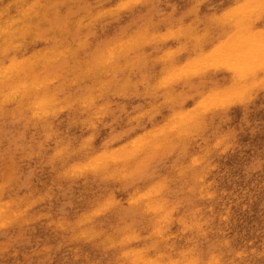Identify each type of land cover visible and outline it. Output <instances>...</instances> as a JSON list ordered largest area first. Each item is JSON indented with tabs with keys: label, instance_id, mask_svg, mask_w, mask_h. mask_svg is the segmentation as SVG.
Wrapping results in <instances>:
<instances>
[{
	"label": "rangeland",
	"instance_id": "1",
	"mask_svg": "<svg viewBox=\"0 0 264 264\" xmlns=\"http://www.w3.org/2000/svg\"><path fill=\"white\" fill-rule=\"evenodd\" d=\"M17 1L18 0H0V6L4 7L13 2L16 3ZM125 1L126 0H41V1L34 0V3L39 5L38 6V11L40 13L39 16L42 18V21H43V26L41 30H43L44 33L41 36L42 33L38 31V34H39L38 37L39 36H41L42 38L43 36L47 37L48 41L42 42V40L38 39V42L34 41L28 50H23L21 51L20 54H24L25 56H27L28 54L34 52V53H37L36 56L38 58L41 55L42 58H39V59L37 58L38 60L40 59L45 60L49 57V55L55 56L57 53L59 54L61 62L56 61V59L53 60L52 62L48 64L49 66L47 68L42 69L39 75L42 76L44 79L47 78L48 80H52L53 78L52 82L50 81V89H52V100H54L53 101L54 103H57L59 106H64L65 108L62 107V110H60L58 113L55 114L53 118V123L56 127H54L49 139L48 138L46 139L48 141L44 140L43 141L44 143L42 142L40 145L37 144L38 143V139H36L37 137H32L35 139V140H32V138L30 137V134L22 131V127H20L19 121H16L13 118H2V117L0 118V147H1L0 148V165H1L0 171L2 170L0 172V176H1L0 182L3 185V188H2L3 189L2 191L3 199L4 201L6 200L11 201V200H19V198L20 199L25 198L27 200L26 201L27 205L28 203L30 205V206L28 205V207H30L28 208L29 210L28 213L30 214L31 218H36V220L31 223H27V224L22 223L20 226L19 224H12V225L10 224L8 225V227L4 226L3 228L2 227L0 228V246L4 245L0 247V264H92V262L93 264H116L113 262H115V260L118 258L119 254L122 253V251L123 252L128 251L129 249L137 250L140 248H141L140 250H145V248L154 249V250L152 249L149 250L150 251L149 255L153 257L157 253L159 254L161 251H163V249L166 247V243H163V245L161 244L163 248L161 246L158 248L159 244L157 243V238L153 237L152 235V231L154 230L152 226L155 223L153 222V218L155 217L148 213L146 214V212L140 211L138 207L136 208L133 206H129L128 205L129 198L135 195L136 193L145 190L151 185L154 186L158 184L162 187V193L157 200L167 201V205L170 209L178 210V212L182 214H187V212H189V210L194 207L198 206V207L205 208L209 204V201L207 202V201L199 200L197 199V196H196V193L199 192V189L201 188V184L198 182L199 184L197 183V185H195L194 179L198 180L199 177H203V176H205L207 182L209 181L213 184V188L216 192V196L214 200L210 202V204H212L215 207L214 211L216 213V214L214 213L215 215L213 214L214 220L210 227L211 229L210 234L203 239L201 238L194 239L192 235H190L191 237H188L189 236L188 234H190L188 232L186 235H182L180 233V229H178L179 227L177 225H173L170 227V230L167 231V236L172 238L171 241L167 243L169 245L175 243L174 246L176 248L178 247L177 249L180 248L179 247L180 244H181L180 245L181 247L189 246L191 248L193 245H195L193 244L195 240H197L196 242L197 245H195V247L199 249L200 251L204 252L205 254H207L208 252H210V250L213 249V247H216L218 245L217 243L220 242L221 236H223L224 234L225 238H227L228 241H230L232 250H238V249L246 250V256L240 260V264H264V253L262 252L264 250V87H263L264 78L262 77V74L264 73V67L257 71V76H256V80H258L257 82H259V84L263 83V85H259L257 83L258 88L256 87V85L251 86V89H249V91L251 90L252 94L246 93L244 97H247V99L243 98V99H246L245 102L243 99L241 100V104H240V100H236L235 101L236 103L231 100L232 102L228 101L226 106L224 105L216 111L211 110L208 112H204L202 114H199V116L201 115L199 118L193 119L192 121L193 127H190V129L194 127L196 129L194 128L195 130L193 129L192 134H190L192 136L187 137L188 143H189L188 145L190 147L182 146L183 148L182 149L180 148L181 150L175 147L172 149L174 151L171 150L169 151V153H166V150L164 148V149L158 150V152L154 151L152 154L148 155L149 157L147 155H142V156L139 155L136 157V160L134 159L137 162H133L132 164L133 167L130 169L132 171H130L129 173L130 175H127V177L123 179L102 180L100 177H96L97 176L96 174H92V173L82 174V175H77V174L65 175L63 173L64 169L62 168V166L60 168V163L59 162L56 163L57 161L56 159L50 162L49 158H47L50 156L52 151L58 147L57 145L59 144V142H61L60 144H62L64 147L66 146L65 148H67L68 145L69 147L72 146L70 148L74 150H78V149L80 150L82 149V145L88 144L90 146L88 151L91 153L89 152H83L79 154L76 153L78 156L82 154L84 157L86 155L95 153L98 150H99L98 152H100V150L102 151L104 147H106L105 149L116 151L120 149L122 145H125L133 141L132 140L133 138L135 139L137 137L143 136L146 133L149 134L153 132L154 128L161 126L163 124L162 122L170 119L174 115V113H178L181 111H188L189 109L192 111L195 108L194 106L196 105L197 101L201 98L202 93L203 94L209 93L210 90L215 91L217 89H227L229 87V83L227 81H230L231 75L229 74L227 70L223 71V69H219V71L216 70L215 72L212 73L213 75L208 74V72L206 71L203 74L197 75L198 77H195V75H191L192 72L189 73L191 70H188L186 71L188 72L187 75H185L184 77L183 76L180 77L179 79L180 82L179 80L177 81L176 79L173 80L169 77L166 78V75L168 76L170 75L169 72H171V70L164 67V64L168 63L167 62L168 59H166L165 56L167 53H169L170 55L168 56V58L169 59L174 58L171 61L175 62L176 60H178V62L176 61L175 63L180 64L183 67L186 65V64H183L182 62L186 63L188 59L187 58L188 50L186 51V49H184L180 53H178V51L180 50V47L177 44V41L175 42L176 39L172 38V36L173 37L176 36L173 34V32L179 34L180 31L182 32L185 29V27L189 28L190 22H191L190 27L192 26V23H193V26L196 27L197 29H203V31L205 30L207 31L208 38L205 39V42H203L204 41L203 40L202 41L203 43L201 42L202 44L199 42L200 44L199 49H201V51L210 50V47L212 48L214 45L222 41L221 38L224 40L225 38L220 37V35L218 34L220 31L215 30V28L217 29V26L219 27L220 24L212 23V25H215L216 27L212 26L210 25L209 20L212 16L213 18L214 17L216 18L219 16L227 17L228 12L231 11L233 8H235L238 5V3L240 4L242 0H230V1L229 0H188V1L186 0H146L142 3L131 5L129 9H124V10L120 9L121 7L120 5ZM168 1L170 4L168 3ZM119 2L120 3L122 2V3L120 4ZM164 4H167V6ZM231 5L234 7H231ZM229 8H232V9H229ZM224 9L227 11H225ZM43 10L46 12V14H44ZM108 11H109V14L107 13ZM116 11L118 14H116ZM167 11H168V14H167ZM211 14L213 15L211 16ZM90 15L94 19L88 22L89 23L88 26L87 27L85 26L83 29L81 28L82 31L81 29H79L80 31L76 29V32L77 31L79 32L77 33L74 32V36L71 35L73 33L71 32L72 30L69 28L73 25V23L78 20L82 21L81 18L87 19L89 17L88 19H90L91 18ZM195 15H198V17ZM159 18L161 19V21ZM263 18H264V14L262 18L259 19L261 21L263 20L262 22L259 20L255 22L256 30L262 31L261 29H264V24H263L264 19ZM153 20H156V21L153 22ZM200 20H202L204 23ZM185 22L186 24H184ZM90 24H91L92 29H90L89 27ZM83 25L81 26L83 27ZM153 25L155 26V28L151 29L150 26L153 27ZM209 26H212V27H209ZM173 28L175 29L173 30ZM171 29L173 32L171 31ZM129 30L132 33L129 32ZM144 30H147L148 32L149 31L152 32V30H155L156 33L160 32L161 35L166 34V33L168 34V32L170 33L171 31L172 35L171 37L168 36V39H166V37H163L161 38V40H159L160 37L154 36V38L157 39L156 42L155 41H151L149 43L144 42L143 46L139 47L141 49H139L138 47L133 48L134 47L133 44L135 45L137 44L135 42L136 40L134 41V39H131V38L133 36H134L133 38H136L138 34L143 32ZM211 30L213 31V33ZM52 32H58L59 37L52 36V34H50ZM216 32H217L218 37H216L217 35L214 36ZM46 33L48 35L50 34L51 36L50 37H48V35L45 36ZM129 34L131 35L133 34V35L131 36ZM150 35L151 34H149L148 37L153 36V35L151 36ZM122 39L123 41H121ZM188 39H189V42H187L188 47L192 48V46L190 45V38ZM210 39H212L214 42H212V40ZM163 40H164V43H163ZM210 41L212 42V45ZM62 42H63V45L61 44ZM77 42L79 43L80 46H82L85 43L88 44L87 50L83 49L84 51L81 50V52L79 50L80 52V53L78 52L80 55L79 57L78 56L76 57V55H78L76 54L77 52L76 48L79 47V45L76 44ZM123 42H126L125 46H128V47H127V52L123 51V52H126L125 56L124 54L118 55V57L122 55L124 56L122 58L121 65H119V68H121L120 70L121 78L119 77L118 78L121 81L116 80L114 82V83H117L118 86L117 85L113 86V90L118 87H121V88L119 89V91L116 90V93L112 94L113 97L107 94L106 89L104 91L106 94L105 93L102 94L103 97L99 96L97 92L95 93L94 98H97V102L95 103V105L103 106L104 111L103 112L101 111L99 115L97 116L99 120L97 118H96L97 120L96 119L93 120V123L95 122V124H94V127L91 129L90 127H88V124L82 123L85 120L83 116L86 118L87 116H86L85 110L83 109L84 110L83 111L82 108L79 109L78 105L79 103H81L82 100L87 99L86 97H88L89 95L88 93H90L91 87L96 88L99 86L98 84L99 82L96 81L95 79H92L90 81L91 84L89 82L88 83L80 82V80L77 79L76 76L73 77L72 75L73 74L72 72L74 70L73 67L78 65L77 64L78 59L80 60L81 58L83 59L91 58L94 54L106 52L109 46H110L109 48L118 47ZM42 44L44 45L42 46ZM64 44L66 46H64ZM205 44L207 45V47ZM131 45H132V48L128 49L129 47H131ZM173 45H175L176 47ZM147 46H148V50H146ZM164 46H166V48ZM202 46H204V48ZM67 47H69V49H67L66 52H63L65 51ZM169 47L170 48L172 47V48L170 49ZM59 49H62V50H59ZM165 49L167 50L169 49L170 52ZM143 50H146L145 53ZM196 51L199 52V50L197 49L192 52H196ZM55 52L57 53L55 54ZM157 52L159 54H157ZM182 52L185 55H182ZM84 55H87V56H84ZM142 55H143V58H142ZM132 57L135 58L133 59V61H132ZM140 58L142 59L140 60ZM158 58H161V60ZM180 58L183 59L184 61L181 60ZM0 63H4L3 58H0ZM127 67H130V68H127ZM153 69H154V72H153ZM164 69L165 71L162 74ZM140 71H142V73ZM150 71L152 74L150 73ZM127 75L129 78L127 77ZM150 75L151 77H149ZM137 76L139 77V79H137ZM185 77H187L188 79H186ZM162 79L166 81H162ZM69 80L72 82H70ZM189 80L190 82L191 81L192 82L189 83ZM223 80H226L224 81V83L227 85L223 83ZM152 81H158L159 83L158 82L155 83ZM169 83L172 85H170ZM176 83L178 84V86ZM184 83L185 84L189 83V84L185 85ZM87 84H90V85H87ZM121 84H124L125 86L124 85L122 86ZM130 84L132 86H130ZM160 84L164 88H167L168 86L170 88L168 87L169 89L168 88L164 89ZM140 86L141 88H139ZM216 86L218 87L221 86V87L218 88ZM182 89H183V92H182ZM254 92H256V94ZM169 93L171 94V96H173L172 101H168V98L170 97ZM175 95H178V96H175ZM248 95H250L249 96L250 99L248 98ZM159 96L160 98L161 97L162 98L159 99ZM192 97L194 98L193 100H192ZM75 100H78V101H75ZM66 101L67 103L65 105ZM74 101L76 103H74ZM164 101H167L169 104L168 103L165 104ZM99 102H102V104ZM116 104L118 105L116 106ZM236 104L239 106H237ZM176 106L177 108L180 107L179 110L176 108ZM74 107H77L79 109L77 110L79 113L77 111L75 113H72ZM105 108L108 110H106ZM185 108H187V110ZM172 110L173 111L175 110V111L171 112ZM209 113H211L212 115ZM196 123L197 125H195ZM151 125L154 127H152ZM79 128L82 130H80ZM55 131L57 133H54ZM90 132L92 133L91 136L89 135ZM104 132H107V133H104ZM136 134L138 136H135ZM128 136L130 138H128ZM205 137L208 139H206ZM57 138H59V140ZM68 139L71 142L68 141ZM72 144H76V146ZM214 144H215V147H214ZM31 145L32 147H30ZM201 146L202 148H200ZM225 146H229L226 152L223 151L225 149ZM222 147L223 149L221 150ZM35 148L38 150H36ZM216 148L218 150H215ZM92 150L94 152H92ZM13 151L14 153H11ZM62 151L64 152V154H67L64 149ZM198 151L202 154L203 157L201 156V154L199 156ZM219 151L222 153H220ZM204 152H205V156H204ZM41 154H44V155H41ZM155 155H158V156H155ZM191 155H195V157L194 156L191 157ZM83 156L81 158L71 156V158L67 160L66 163L63 164V166L65 165L69 167L70 165L73 166L74 164H76V162L77 163L81 162V160L84 158ZM169 156L170 158H168ZM33 157H36V158H33ZM138 157L139 159L141 157L142 158L139 160ZM16 158H17V162L15 160ZM46 158L47 160L45 161ZM191 158L195 159L196 161L195 164L194 163L191 164ZM1 161L3 162V164ZM52 164L53 165L56 164V166H53ZM180 165L182 167L187 166L188 169L184 171L181 176H177L176 169L180 168L181 167ZM169 167L171 169H168ZM204 167H206L207 169ZM210 168H211V171L209 170ZM56 169L58 170V172L56 171ZM164 173L166 174V176ZM88 175L89 176L92 175V176L89 177ZM196 175H198L199 177ZM7 176L9 177V179H7L8 178ZM66 178L69 180H67ZM154 178L156 179V182H153L155 181ZM49 179L52 181H50ZM12 182L14 185L9 186V185H12L11 184ZM170 182L172 183L170 184ZM219 189L222 190L223 192H221ZM29 190L30 191L32 190L31 191L32 193ZM193 191L195 192V195ZM39 192L40 194L42 193L41 194L42 196L39 194ZM109 194L115 199L114 201L117 203V206H115L116 209L104 210V211L98 212L97 214L94 213L91 216L89 227H88V230L91 231L89 239L78 237L77 236L78 231L71 227L69 228V230L65 231L64 229L62 231L61 228L59 229V227H55L54 222L51 220V219H54L55 222L63 221L67 223L69 222V224H75L77 219L80 216L93 213L96 210L94 207L95 204L98 203L96 201H99L100 203L102 202L105 203L107 199L110 197ZM39 196H40V199L38 198ZM171 196H173V198ZM12 198H15V199H12ZM189 198L191 199L190 200L191 202L189 201ZM222 207H224L225 209H228L230 213L229 216L227 215V217L229 218L226 221H221L219 217L217 216V213ZM85 210L88 212L86 213ZM141 212L146 215L142 214ZM42 213L45 214L46 216L43 215ZM150 218L152 221L150 220ZM94 219H97V220H94ZM139 225H142V226H139ZM147 225H148V228H147ZM217 226L219 227V229ZM118 229H121V230H118ZM138 229H140L141 231ZM219 230L220 231L222 230L223 232L221 233L223 234H219L218 233L220 232ZM122 232H125V233L123 234ZM136 232L138 233V236ZM94 234H98V235L95 238H91L93 237ZM129 234L132 237H134L135 239L134 242L130 241L127 244L126 243L119 244L121 239H123L125 236L130 237ZM178 235H181V237ZM140 236L142 237V239ZM176 236H178L179 238ZM67 238H69L70 240H72L73 238L75 239H73L72 241H69ZM189 238L190 240L193 239V241H191V244H192L191 246L187 244V243H190ZM216 238H217V241H216ZM103 240L105 241V243ZM110 241L112 243H110ZM98 242H102L103 244L102 243L98 244ZM154 242H156L155 243L156 245L154 244ZM123 245H125L126 247ZM120 249L121 251H117ZM34 251H35V254H34ZM37 252L39 254H37ZM114 252L116 253L113 254ZM71 256H72V259H71Z\"/></svg>",
	"mask_w": 264,
	"mask_h": 264
},
{
	"label": "bare ground",
	"instance_id": "2",
	"mask_svg": "<svg viewBox=\"0 0 264 264\" xmlns=\"http://www.w3.org/2000/svg\"><path fill=\"white\" fill-rule=\"evenodd\" d=\"M41 1V0H39ZM146 0H126L125 2H119L120 4V9H129L131 7V5H136L137 3H142ZM188 1V0H186ZM230 1V0H229ZM15 2V1H14ZM13 2V3H14ZM81 2V1H80ZM89 2V1H88ZM95 2V1H94ZM165 2V1H164ZM4 3V2H3ZM11 3L8 4L7 6L1 7L0 6V58H3L4 63H0V118H13L16 121H19V125L20 127H22V131L26 132L28 134H30V137H37L36 139H38V145H40L44 140H46L47 138L49 139L50 135L52 134V131L54 129V127H56L53 123V118L55 116L56 113H58L60 110H62V107L65 108L64 106H59L57 103H54L52 100V89H50V81L52 82V80H48L47 78L44 79L42 76H40V72L42 71V69L47 68L50 62H52L53 60L56 59V61L61 62L59 54L57 52H55V56L52 55L43 60L39 58H42L41 55L39 56V58L36 56L37 53H30L27 56H25L24 54H20L21 51L23 50H28L29 47L31 46V44L35 41L38 42V39L47 42L48 39L47 37L43 38L41 37L44 33L43 30H41L42 26H43V21L42 18L39 16L40 13L38 11V4L34 3V0H18L16 3ZM71 3V2H69ZM169 3V1H168ZM63 4V3H62ZM67 4V3H66ZM115 4V3H114ZM112 4V5H114ZM170 4V3H169ZM64 5V4H63ZM167 6V4H164ZM162 5V6H164ZM235 5V3H234ZM237 5V3H236ZM43 6V5H42ZM58 6V4H57ZM71 6V4H70ZM161 6V7H162ZM115 7V6H114ZM231 7H234L231 5ZM72 8V7H71ZM110 8V7H108ZM107 8V9H108ZM113 8V7H112ZM48 9V8H47ZM59 9V8H58ZM114 9V8H113ZM118 9V7H117ZM228 9V8H227ZM232 9V8H229ZM42 10V9H41ZM105 10V8H104ZM225 10V9H224ZM44 11V10H43ZM46 11V9H45ZM44 11V14H46V12ZM107 11V10H106ZM227 11V10H225ZM103 12V11H102ZM173 12V11H172ZM58 13V12H57ZM85 13V12H84ZM89 13V12H88ZM97 13V12H96ZM109 14V11L107 12ZM115 13V12H114ZM113 13V14H114ZM61 14V13H60ZM86 14V13H85ZM84 14V15H85ZM92 14V13H91ZM99 14V13H98ZM116 14L117 11H116ZM164 14V13H163ZM162 14V15H163ZM168 14V11H167ZM207 14V13H206ZM264 14V0H242L241 3L233 8L231 11L228 12L227 17H214L213 18V14H211V19L209 20L210 25H212V23H219L217 25H219V27L217 26V29L215 28V30H219L220 32L218 33L220 35V37L225 38L224 40L221 38L222 41H218L219 43H217L216 45H214L212 48L210 47L212 45V42H214L212 39V42L210 41L211 45L210 50L208 51H201V49H199V42L201 43L203 40V42H205V39L208 38V34L207 31H203V29H197L196 27L192 26L190 27V23H189V28H186L180 33H174L171 29V31L173 32L174 35H176L175 37L172 36V38H175V42L177 41V44L180 47V50L178 51V53H180L182 50L186 49V51L188 50V59L186 61V63L182 62L183 64H186L184 67L180 64L175 63L176 61L178 62V60L171 61L174 58H168V56L170 55L169 53L166 54V59L167 60V64H164V67H166L167 69H170L171 72L170 75H166V78L169 77L171 79H176L177 81L180 79L181 76H185L188 74V70H191L189 73L192 72L191 75H195V77H198L197 75L203 74L206 71L208 72V74H212L213 72H215L216 70L219 71V69H223L227 70L229 72L230 76V81H227L229 83V87L227 89H217L215 91H209V93H202L201 98L197 101L196 105L194 106L195 108L191 111L190 109L188 111H181L178 113H174V115L168 119L163 121L161 126H158L157 128H154V131L151 133H146V134H142L143 136L137 137V138H131L133 141H131L130 143H127L125 145H122V147H120V149L114 151V150H108L105 149L106 147H104V149H102V151L100 150V152L96 151L95 153L86 155L81 162L74 164L73 166L70 165L69 166H63L64 163L67 162V160H69L71 158V156L73 157H82L81 155H77L79 153H83V152H89L88 149L90 148V146L88 144H84L82 145V149H78V150H74L69 147V143L67 144L68 147L65 148L62 144H60L61 142H59V144L57 145L58 147L55 148L52 153L50 154L49 160L50 162H52L54 159H56V163L59 162L60 163V168L62 166V168L64 169L63 173L65 175H71V174H77V175H82V174H96V177H100L102 180H107V179H123L125 177H127V175H130V170L133 166V162H137L136 157L139 155H149L152 154L154 151L161 150L164 149L166 150V153H169V151H171L173 148H178V149H182V146H189L188 144V139L187 137L192 136L190 134H192L193 129H190V127H193V119L199 118V114H202L204 112H208V111H213V110H218L220 107L222 106H226L228 101H233L235 102L236 100H240V104H241V100L247 94L251 93V90L249 91V89H251V86H255L257 87V83L259 84V82H257L258 80H256V76H257V71L262 69L264 67V29H261L262 31L256 30L255 29V22L258 21L259 19L262 18ZM79 15V14H78ZM83 15V16H84ZM47 16V15H46ZM86 16V15H85ZM96 16V14H95ZM194 16V15H193ZM198 17V15H195ZM77 17V16H76ZM91 17V15H90ZM99 17V16H98ZM158 17V16H157ZM75 18V17H73ZM89 18V17H88ZM82 19V21L78 20L75 21L73 23V25L69 28L71 29L72 33L71 35L74 36V32H76V29H83L85 26H88V22L93 20L94 18H90V19ZM192 18V17H191ZM66 19V18H65ZM104 19V18H103ZM154 19V18H153ZM158 19V18H157ZM160 19V18H159ZM201 19V18H199ZM197 19V20H199ZM209 19V18H207ZM206 19V20H207ZM264 19V18H263ZM101 20V19H100ZM163 20V19H162ZM68 21V20H67ZM85 21V22H84ZM96 21V20H95ZM93 21V22H95ZM156 20H153V22ZM161 21V19H160ZM195 21V20H194ZM193 21V22H194ZM202 21V20H200ZM223 21V22H222ZM261 21V20H259ZM263 21V20H262ZM261 21V22H262ZM83 22V23H81ZM187 22V21H186ZM186 22L184 24H186ZM197 22V21H196ZM203 22V21H202ZM206 22V21H205ZM148 23V22H147ZM152 23V22H151ZM182 23V22H181ZM195 23V22H194ZM204 23V22H203ZM202 23V24H203ZM223 23V24H222ZM66 24V23H65ZM83 25V27L81 25ZM153 24V23H152ZM155 24V23H154ZM173 24V23H172ZM176 24V23H175ZM197 24V23H196ZM208 24V22H207ZM264 24V22H263ZM262 24V25H263ZM95 25V24H94ZM159 26V25H158ZM186 26V25H185ZM197 26V25H196ZM215 26V25H212ZM209 26V27H212ZM90 29L91 28V24H90ZM93 27V26H92ZM144 27V26H142ZM148 27V26H147ZM173 27V26H172ZM175 27V26H174ZM199 27V26H198ZM208 27V28H209ZM216 27V26H215ZM102 28V27H101ZM100 28V29H101ZM151 29H154L155 26L153 25V27L150 26ZM81 29V31H82ZM138 29V28H137ZM145 29V28H144ZM150 29V30H151ZM175 28H173L174 30ZM181 29V28H180ZM205 29V28H204ZM209 30V29H207ZM38 31L41 32V36L38 37ZM49 31V30H48ZM47 31V32H48ZM60 31V30H59ZM58 31V32H59ZM80 31V30H79ZM77 31V32H79ZM138 31V30H137ZM141 31V30H140ZM170 31V30H169ZM170 31V33L168 32V34H163L161 35V33H156L155 30H152V32H148L147 30H144L143 32H141L140 34H138V36L136 38H131L134 39V41L136 42L137 45L133 44L134 47L133 48H139L140 46H143L144 42H151V41H155L157 39L154 38V36H158L160 37L159 40H161V38L166 37V39H168V36L171 37L172 32ZM212 31V30H211ZM58 32H52L50 34H52V36H57L59 37ZM76 32V33H77ZM127 32V31H126ZM129 32H131L129 30ZM134 32V31H133ZM167 32V31H166ZM215 32V31H214ZM132 33V32H131ZM163 33V32H162ZM165 33V32H164ZM213 33V31H212ZM48 35L47 33L45 34L48 35V37H50L51 35ZM64 34V33H63ZM70 34V33H69ZM68 34V35H69ZM149 34L153 35L151 37H148ZM107 35V34H106ZM131 35V34H129ZM133 35V34H132ZM131 35V36H132ZM137 35V33H136ZM212 35V34H211ZM217 35V32L214 34V36ZM96 36V34H95ZM38 37V38H37ZM99 37V36H97ZM218 37V35L216 36ZM64 38V37H63ZM190 38V45L192 46V48L188 47L187 42H189ZM65 39V38H64ZM170 39V38H169ZM188 39V40H187ZM216 39V38H215ZM37 40V41H36ZM171 40V39H170ZM80 41V40H79ZM78 41V42H79ZM87 41V40H86ZM119 41V40H118ZM123 41V39L121 40ZM126 41V40H125ZM133 41V42H134ZM166 41V40H165ZM208 41V39H207ZM206 41V42H207ZM76 43L79 45V43ZM127 42V41H126ZM126 42L121 43V45H119L118 47H111L107 49L106 52L104 53H99V54H94L91 58H86L83 59L81 58L80 60L78 59V65H76L73 70V77H77V79L80 80V82H89L92 79H95L96 81H98L99 86L96 88H92L90 89V93H88V97H86L87 99L82 100L81 103H79V109L82 108V110L84 109L86 112V117L83 116V118H85V120L82 122L83 124H88V127H90L91 129L94 127L95 122L93 123V120L97 118V116L99 115V113L102 111H104V107L103 106H96L95 103L97 102V98H94L95 93L97 92L99 94V96H102L103 93H105V89L107 91L108 95H111L113 97L112 94L116 93V90L119 91V89L121 87L115 88L113 90V86L117 85V83H114L116 80L118 81L119 78H121V73L120 70L121 68H119V65H121V61L122 58L126 55L127 52V47L125 46ZM132 42V41H131ZM202 42V43H203ZM216 42V41H215ZM51 43V41H50ZM66 43V41H65ZM164 43V40H163ZM201 43V44H202ZM209 43V42H208ZM48 44V43H47ZM63 45V42L61 43ZM116 44V43H115ZM114 44V45H115ZM129 44V43H128ZM44 44H42L43 46ZM61 45V46H62ZM69 45V44H68ZM145 45V44H144ZM204 45V44H203ZM206 45V44H205ZM41 46V47H42ZM64 46H66L64 44ZM88 44L85 43L82 46L79 45V47L76 48V57L80 56L79 53L82 51H84L83 49L87 50ZM108 46V45H107ZM170 46V45H169ZM175 46V45H173ZM45 47V46H44ZM166 48V46H164ZM163 47V48H164ZM176 47V46H175ZM178 47V48H179ZM204 48V46H202ZM207 47V45H206ZM43 48V47H42ZM61 48V47H60ZM132 48L129 47L128 49ZM170 48V47H169ZM172 48V47H171ZM170 48V49H171ZM38 49V48H37ZM36 49V50H37ZM64 49V48H62ZM59 49V50H62ZM69 49V47H67L65 49L66 50ZM141 49V48H139ZM199 50V52H192L194 50ZM209 49V48H207ZM206 49V50H207ZM32 50V49H31ZM30 50V51H31ZM35 50V49H34ZM44 50V49H43ZM42 50V51H43ZM58 50V51H59ZM80 50V52H79ZM132 50V49H131ZM137 50V49H136ZM148 50V46L147 49ZM146 50H143L144 53ZM167 50V49H165ZM178 50V49H177ZM39 51V50H38ZM126 51V52H123ZM167 51L170 52V50L168 49ZM184 51V52H186ZM28 52V51H27ZM51 52V51H50ZM79 52V53H78ZM134 52V51H133ZM165 52V51H164ZM173 52V51H172ZM177 52V51H176ZM60 53V52H59ZM143 53V54H144ZM161 53V52H160ZM42 54V52H41ZM120 54H124V56H119ZM155 54V53H154ZM153 54V55H154ZM157 54H159L157 52ZM193 54V55H191ZM69 55V54H68ZM152 55V56H153ZM163 55V53H162ZM161 55V56H162ZM165 55V54H164ZM182 55H185L182 52ZM87 56V55H84ZM141 56V55H140ZM145 56V55H144ZM151 56V57H152ZM158 56V55H157ZM67 57V56H66ZM154 57V56H153ZM178 57V56H177ZM183 57V56H182ZM38 58V59H37ZM65 58V57H64ZM68 58V57H67ZM85 58V57H84ZM143 58V55H142ZM140 58V60L142 59ZM184 58V57H183ZM133 59H135L134 57H132V61ZM138 59V58H137ZM146 59V58H145ZM144 59V60H145ZM153 59V58H152ZM161 60V58H158ZM176 59V58H175ZM178 59V58H177ZM181 59V58H180ZM117 60V61H116ZM148 60V59H147ZM157 60V59H155ZM183 60V59H181ZM55 61V62H56ZM154 61V60H153ZM159 61V60H158ZM157 61V63H158ZM184 61V60H183ZM57 62V63H58ZM69 62V61H68ZM149 62V61H148ZM128 63V62H127ZM156 63V62H155ZM181 63V62H180ZM181 63V64H182ZM136 64V63H135ZM139 64V63H138ZM154 64V63H153ZM75 65V64H74ZM70 66V65H69ZM138 66V65H137ZM136 66V67H137ZM190 66V67H189ZM122 67V66H121ZM151 67V66H150ZM153 67V66H152ZM188 67V68H187ZM193 67V68H192ZM124 68V67H123ZM130 68V67H127ZM192 68V69H191ZM125 69V68H124ZM134 69V68H133ZM159 69V68H158ZM162 69V68H161ZM67 70V69H66ZM129 70V69H128ZM141 70V69H140ZM70 71V70H69ZM135 71V70H134ZM156 71V70H155ZM165 69L163 70L162 74L164 73ZM210 71V73H209ZM124 72V71H123ZM122 72V73H123ZM142 73V71H140ZM154 72V69H153ZM221 72V71H220ZM65 73V72H64ZM151 73V71H150ZM149 73V74H150ZM168 73V74H169ZM222 73V72H221ZM263 73V72H262ZM62 74V73H61ZM60 74V75H61ZM66 74V73H65ZM131 74V73H130ZM135 74V73H134ZM145 74V73H144ZM152 74V73H151ZM45 75V74H44ZM48 75V74H47ZM59 75V74H58ZM207 75V74H206ZM213 75V74H212ZM146 76V75H145ZM156 76V74H155ZM260 76V75H259ZM119 77V78H118ZM128 77V75H127ZM151 77V75L149 76ZM148 77V78H149ZM154 77V76H153ZM152 77V78H153ZM161 77V75H160ZM188 77V76H187ZM187 77H185L186 79H188ZM192 77V76H191ZM224 77V76H223ZM226 77V76H225ZM262 77L264 78V73L262 74ZM129 78V77H128ZM136 78V77H135ZM168 78V79H169ZM208 78V77H207ZM206 78V79H207ZM211 78V77H210ZM213 78V76H212ZM125 79V77H124ZM137 79H139V77L137 76ZM199 79V78H198ZM224 79V78H223ZM68 80V79H67ZM133 80V79H132ZM131 80V81H132ZM154 80V79H153ZM195 80V79H193ZM212 80V79H210ZM263 80V79H261ZM70 81V80H69ZM121 81V80H119ZM136 81V80H135ZM134 81V83H135ZM143 81V80H142ZM141 81V82H142ZM162 81H166L164 79H162ZM171 81V80H170ZM216 81V80H215ZM218 81V80H217ZM226 80H223V83ZM252 81V82H251ZM72 82V81H70ZM130 82V81H129ZM140 82V81H138ZM157 83L158 81H152ZM169 82V80H168ZM172 82V81H171ZM176 82V81H175ZM180 82V80H179ZM192 82V81H191ZM189 80V83H191ZM219 82V81H218ZM251 82V83H250ZM262 82V81H261ZM120 83V82H119ZM150 83V82H149ZM159 83V82H158ZM189 83H184L185 85L189 84ZM76 84V83H75ZM81 84V83H80ZM91 84V83H90ZM87 84V85H90ZM94 84V83H93ZM170 84V83H169ZM177 84V83H176ZM198 84V83H197ZM225 84V83H224ZM85 85V86H87ZM122 86L124 84H121ZM120 85V86H121ZM136 85V84H135ZM149 85V84H148ZM161 85V84H160ZM168 85V84H167ZM172 85V84H170ZM184 85V86H185ZM194 85V84H193ZM223 85V84H222ZM227 85V84H225ZM259 85H263V83L259 84ZM71 86V85H70ZM125 86V85H124ZM130 86H132L130 84ZM147 86V85H146ZM162 86V85H161ZM178 86V84H177ZM206 86V85H204ZM203 86V87H204ZM66 87V85H65ZM64 87V88H65ZM138 87V86H137ZM163 87V86H162ZM167 87V86H166ZM169 87V86H168ZM167 87V88H168ZM195 87V86H194ZM218 87V86H216ZM221 87V86H219ZM218 87V88H219ZM264 87V85H263ZM124 88V87H123ZM128 88V87H127ZM141 88V86L139 87ZM164 88V87H163ZM164 88V89H167ZM170 88V87H169ZM168 88V89H169ZM180 88V87H179ZM182 88V87H181ZM184 88V87H183ZM193 88V87H191ZM190 88V89H191ZM198 88V86H197ZM196 88V89H197ZM209 88V87H208ZM254 88V87H253ZM258 88V87H257ZM256 88V89H257ZM156 89V88H154ZM185 89V88H184ZM189 89V88H188ZM187 89V90H188ZM54 90V89H53ZM138 90V89H137ZM158 90V89H157ZM160 90V89H159ZM175 90V89H173ZM202 90V89H201ZM213 90V89H212ZM78 91V90H77ZM170 91V90H169ZM179 91V90H178ZM255 91V89H254ZM258 91V90H257ZM140 92V91H139ZM183 92V89H182ZM199 92V91H198ZM202 92V91H201ZM57 93V92H56ZM141 93V92H140ZM145 93V92H144ZM176 93V92H175ZM256 94V92H254ZM75 94V92H74ZM106 94V93H105ZM119 94V93H118ZM139 94V93H138ZM146 94V93H145ZM150 94V93H149ZM170 94V93H169ZM181 94V93H180ZM186 94V93H185ZM199 94V93H198ZM201 94V93H200ZM252 94V93H251ZM168 95V94H166ZM179 95V94H178ZM175 95V96H178ZM199 96V95H198ZM250 95H248L249 98ZM71 97V96H70ZM103 97V96H102ZM116 97V95H115ZM164 97V95H163ZM185 97V96H184ZM195 97V96H194ZM68 98V97H67ZM157 98V96H156ZM162 98V97H161ZM159 96V99H161ZM175 98V97H174ZM178 98V97H177ZM72 99V98H71ZM84 99V98H83ZM194 98L192 97V100ZM246 99H243L244 102ZM250 99V98H249ZM157 100V99H156ZM164 100V99H163ZM162 100V101H163ZM173 100V96H171L168 98V101H172ZM56 101V100H55ZM78 101V100H75ZM74 101V103H76ZM107 101V100H106ZM109 101V99H108ZM151 101V100H150ZM231 101V102H232ZM57 102V101H56ZM59 102V101H58ZM111 102V101H110ZM153 102V101H152ZM165 104L168 103L167 101H164ZM196 102V101H195ZM67 101L65 102L66 105ZM102 104V102H99ZM236 103V102H235ZM98 104V103H97ZM149 104V103H147ZM169 104V103H168ZM229 104V103H228ZM63 105V104H62ZM71 105V104H70ZM118 104H116L117 106ZM153 105V103H152ZM193 105V104H192ZM237 105V104H236ZM245 105V104H244ZM75 106V105H74ZM115 106V108H116ZM239 106V105H237ZM146 107V106H145ZM149 107V106H148ZM228 107V106H227ZM244 107V106H243ZM107 108V107H106ZM105 108V109H106ZM110 108V107H109ZM113 108V107H112ZM150 108V107H149ZM177 108V106H176ZM180 108V107H179ZM179 108H177L179 110ZM184 108V107H182ZM241 108V107H240ZM77 107L73 108L72 113H75L77 110H79ZM146 109V108H145ZM175 109V108H174ZM187 110V108H185ZM83 110V111H84ZM108 110V109H106ZM155 110V109H154ZM223 110V109H222ZM221 110V111H222ZM240 110V109H239ZM158 111V110H156ZM175 111V110H174ZM173 110L171 112H174ZM78 112V111H77ZM107 112V111H106ZM137 112V111H136ZM154 112V111H152ZM170 112V113H171ZM79 113V112H78ZM77 113V114H78ZM169 113V115H170ZM70 114V113H69ZM76 114V115H77ZM103 114V113H102ZM100 114V115H102ZM137 114V113H136ZM198 114V115H197ZM211 114V113H209ZM64 115V114H63ZM85 115V113H84ZM132 115V114H131ZM162 115V114H161ZM165 115V114H164ZM168 115V113H167ZM207 115V114H205ZM212 115V114H211ZM65 116V115H64ZM135 116V115H134ZM143 116V115H142ZM80 117V116H79ZM132 117V116H130ZM138 117V115H137ZM210 117V116H209ZM215 117V116H214ZM140 118V117H139ZM162 118V117H161ZM75 119V118H74ZM81 119V118H80ZM98 119V118H97ZM96 119V120H97ZM134 119V118H133ZM208 119V117H207ZM210 119V118H209ZM99 120V119H98ZM124 121V119H123ZM160 121V120H159ZM201 121V120H200ZM74 122V120H73ZM131 122V121H130ZM129 122V123H130ZM207 122V121H206ZM68 123V122H67ZM72 123V121H71ZM70 123V124H71ZM92 123V124H91ZM127 123V122H126ZM156 123V122H154ZM159 123V122H157ZM202 123V122H200ZM76 124V123H75ZM81 124V125H83ZM123 124V123H122ZM199 124V123H198ZM17 125V123H16ZM79 125V126H81ZM125 125V124H124ZM197 125V123L195 124ZM75 126V125H74ZM86 126V125H85ZM111 126V125H110ZM152 126V125H151ZM65 127V125H64ZM68 127V126H67ZM109 127V126H108ZM112 127V126H111ZM114 127V126H113ZM154 127V126H152ZM197 127V126H196ZM64 129V128H63ZM80 129V128H79ZM88 129V128H87ZM108 129V128H107ZM150 129V128H149ZM148 129V130H149ZM196 129V128H195ZM194 129V130H195ZM227 129V128H226ZM61 130V129H60ZM78 130V129H77ZM82 130V129H80ZM90 130V129H89ZM86 131V130H85ZM92 131V130H91ZM143 131V130H142ZM234 131V130H233ZM225 132V131H224ZM236 132V131H235ZM54 133H57L56 131ZM107 133V132H104ZM103 133V134H104ZM138 133V132H137ZM233 133V132H232ZM91 132H90V136H91ZM94 134V133H93ZM222 134V133H221ZM230 134V133H229ZM95 135V134H94ZM101 135V134H100ZM186 135V136H185ZM219 135V134H218ZM228 135V133H227ZM226 135V136H227ZM62 136V135H61ZM135 136H138L137 134ZM53 137V136H52ZM80 137V136H79ZM88 137V136H87ZM93 137V136H92ZM207 137V136H206ZM205 137V138H206ZM29 138V137H28ZM45 138V139H44ZM128 138H130L128 136ZM221 138V137H220ZM228 138V137H227ZM231 138V137H229ZM59 140V138H57ZM86 139V138H85ZM208 139V138H206ZM27 140V139H26ZM31 140V139H30ZM32 140H35L34 138H32ZM57 140V142H58ZM64 140V139H62ZM75 140V139H74ZM198 140V139H197ZM196 140V141H197ZM230 140V139H229ZM48 141V140H46ZM68 141H70L68 139ZM90 141V140H89ZM121 141V140H120ZM125 141V140H124ZM130 141V140H129ZM128 141V142H129ZM195 141V142H196ZM216 141V140H215ZM26 142V141H25ZM28 142V141H27ZM36 142V141H35ZM56 142V141H55ZM65 142V141H64ZM71 142V141H70ZM200 142V141H199ZM202 142V141H201ZM225 142V140H224ZM44 143V142H43ZM77 143V142H76ZM86 143V142H85ZM232 143V142H230ZM78 144V143H77ZM207 144V143H206ZM227 144V143H225ZM56 145V143H55ZM74 146H76V144H72ZM119 145V144H117ZM195 145V144H194ZM198 145V144H197ZM220 145V144H219ZM231 145V144H230ZM5 146V145H4ZM53 146V145H52ZM224 146V145H223ZM6 147V146H5ZM32 147V145L30 146ZM44 147V145H43ZM51 147V146H50ZM103 147V146H102ZM115 147V146H114ZM190 147V146H189ZM206 147V146H205ZM204 147V148H205ZM215 147V144H214ZM213 147V148H214ZM229 146H225V149L223 151H227V148ZM1 148V147H0ZM29 148V147H27ZM39 148V146H38ZM48 148V147H47ZM108 148V147H107ZM111 148V147H110ZM202 148V146L200 147ZM218 148V146H217ZM215 150H218V149ZM36 149V148H35ZM65 150V152L67 154H64V152L62 150ZM180 149V150H181ZM206 149V148H205ZM208 149V148H207ZM210 149V148H209ZM223 149V147L221 148V150ZM38 150V149H36ZM45 150V149H44ZM49 150V149H47ZM204 150V149H203ZM220 150V151H221ZM21 151V150H20ZM25 151V150H24ZM31 151V150H30ZM152 151V152H150ZM174 151V150H172ZM210 151V150H209ZM219 151V152H220ZM33 152V151H32ZM43 152V150H42ZM92 152H94L92 150ZM199 152V151H198ZM207 152V151H206ZM218 152V151H216ZM11 153H14L11 152ZM19 153V152H18ZM39 153V151H38ZM47 153V152H46ZM77 153V154H76ZM91 153V152H89ZM222 153V152H220ZM27 154V153H26ZM32 154V153H31ZM174 154V153H173ZM194 154V153H192ZM198 154V153H197ZM200 152H199V156H200ZM207 154V153H206ZM219 154V153H218ZM4 155V154H3ZM16 155V154H15ZM29 155V154H28ZM33 155V154H32ZM37 155V154H36ZM35 155V156H36ZM44 155V154H41ZM190 155V154H189ZM188 155V156H189ZM46 156V154H45ZM67 156V157H65ZM146 156V157H147ZM158 156V155H155ZM195 155H191V157ZM202 156V154H201ZM204 156H205V152H204ZM6 157V156H5ZM21 157V156H20ZM19 157V158H20ZM31 157V156H30ZM39 157V156H38ZM72 157V158H73ZM144 157V156H143ZM149 157V156H148ZM190 157V156H189ZM198 157V156H196ZM203 157V156H202ZM36 158V157H33ZM43 158V156H42ZM47 158L45 159V161L47 160ZM142 158V157H141ZM140 158V159H141ZM170 158V156L168 157ZM188 158V157H187ZM30 159V158H29ZM135 159V160H134ZM139 159V157H138ZM139 159V160H140ZM157 159V158H156ZM155 159V160H156ZM161 159V158H160ZM159 159V160H160ZM186 159V158H185ZM197 159V158H196ZM3 160V159H2ZM5 160V159H4ZM17 162V158L15 159ZM14 160V161H15ZM22 160V159H21ZM27 160V159H26ZM42 160V159H41ZM80 160V159H79ZM134 160V161H133ZM154 160V159H153ZM198 160V159H197ZM8 161V160H6ZM20 161V160H19ZM190 161V160H189ZM195 159L191 158V164H195L196 161ZM200 161V160H199ZM198 161V162H199ZM2 162V161H1ZM69 162V161H68ZM74 162V163H75ZM163 162V161H162ZM170 162V161H169ZM7 163V162H6ZM47 163V162H45ZM149 163V162H148ZM177 163V162H176ZM3 164V162H2ZM8 164V163H7ZM73 164V163H72ZM50 165V164H49ZM48 165V166H49ZM53 165V164H52ZM183 165V164H182ZM1 166V165H0ZM53 166H56L53 165ZM181 166V165H180ZM16 167V166H15ZM37 167V166H36ZM177 167V166H176ZM175 167V168H176ZM193 167V166H192ZM208 167V166H207ZM35 168V167H34ZM167 168V167H166ZM173 168V167H172ZM206 168V167H204ZM41 169V168H40ZM49 169V168H48ZM47 169V170H48ZM168 169H171L170 167ZM188 169L187 166H181L180 168H177V176H181L183 174L184 171H186ZM195 169V168H194ZM207 169V168H206ZM46 170V171H47ZM51 170V169H50ZM60 170V169H59ZM211 171V168L209 169ZM2 171V170H1ZM0 171V172H1ZM4 171V170H3ZM6 171V170H5ZM56 171L58 172V170L56 169ZM173 171V170H172ZM196 171V170H195ZM208 171V170H207ZM34 172V171H32ZM202 172V171H201ZM4 173V172H3ZM9 173V171H8ZM56 174V173H55ZM165 174V173H164ZM193 174V173H192ZM162 175V174H161ZM200 175V174H199ZM204 175V174H203ZM84 176V175H83ZM87 176V175H85ZM89 176V175H88ZM92 176V175H91ZM89 176V177H91ZM166 176V174H165ZM198 176V175H196ZM1 177V176H0ZM4 177V176H3ZM8 177V176H7ZM59 177V176H58ZM61 177V176H60ZM199 177V176H198ZM12 178V177H11ZM69 178V177H67ZM66 178V179H67ZM75 178V177H74ZM79 178V177H78ZM195 178V176H194ZM9 179V177L7 178ZM6 179V180H7ZM14 179V178H13ZM57 179V178H56ZM72 179V178H71ZM159 179V177H158ZM176 179V177H175ZM186 179V177H185ZM3 180V178H2ZM50 180V179H49ZM69 180V179H67ZM101 180V181H102ZM152 180V179H151ZM156 182V179L154 178ZM212 180V179H211ZM210 180V181H211ZM1 181V180H0ZM5 181V180H4ZM12 181V180H11ZM52 181V180H50ZM55 181V180H54ZM100 181V180H99ZM116 181V180H115ZM119 181V180H117ZM172 181V180H171ZM58 182V181H57ZM87 182V181H86ZM110 182V181H109ZM150 182V181H149ZM152 182V183H153ZM194 184L197 185V183L199 182L201 184V188L199 186V192L196 193L197 199L202 200V201H209V204L207 207H194L192 209L189 210V212H187V214H182L179 213L178 210H172L168 207L167 205V201L164 200H157L159 198V196L162 193V187L160 185H154V186H150L148 188H146L143 191L137 192L135 195L131 196L129 198V202L128 205L129 206H133V207H138L140 209V211L146 212V214H150L152 216H154L155 218H153V231H152V235L153 237L157 238V243L159 244L158 248L162 245L163 243H166V247L163 249V251H161L159 254L157 253L155 256L151 257L150 251L151 249H146L145 250H131L129 249L128 251H122L121 254H119L118 258L115 260L116 264H240V260L243 259L246 256V250L245 249H238V250H232L231 248V243L230 241H228L227 238H225V235L221 232H223L222 230L220 232H218L219 234H223V236H221V240L219 243H217L218 245L216 247H213L212 250H210V252H208L207 254H205L204 252L200 251L199 249H197L195 247L197 240H195V242L191 248L189 246H183L181 247L179 245V249H177L173 244H168L167 242L171 241V237L167 236V231L170 230V227L173 225H177L180 229V233L182 235H186L187 232L190 233L188 234V237H191L190 235H192V237L194 239H203L206 236H208L210 234V227L212 225V222L214 220L213 218V214L215 213L214 211V206L212 204H210V202L212 200H214L215 196H216V192L213 188V184L211 182H207L205 176L203 177H199L198 180L194 179ZM1 183V182H0ZM50 183V182H49ZM116 183V182H115ZM158 183V182H157ZM172 182H170L171 184ZM198 183V184H199ZM12 185L9 186H13V182L11 183ZM82 184V183H80ZM179 184V183H178ZM191 184V183H190ZM42 185V184H41ZM44 186V185H43ZM46 186V185H45ZM75 186V185H74ZM116 186V185H115ZM136 186V185H134ZM141 186V185H140ZM186 187V186H185ZM3 185L2 183L0 184V228L6 226L8 227V225H12V224H19V226L22 223H31L33 221L36 220V218H31L30 214L28 213L29 210L28 205L26 203V199L22 198L20 199L19 196V200H11V201H4L3 199V195H2V191H3ZM53 188V187H52ZM90 188V187H89ZM187 188V187H186ZM40 189V188H39ZM44 189V188H43ZM188 189V188H187ZM186 189V191H187ZM190 189V188H189ZM33 190V188H32ZM31 190V191H32ZM113 190V189H112ZM220 190V189H219ZM30 191V190H29ZM30 191V192H31ZM39 191V190H38ZM195 191V190H194ZM193 191V192H194ZM221 192H223L222 190H220ZM49 192V191H48ZM131 192V191H130ZM32 193V192H31ZM110 193V192H109ZM112 193V192H111ZM127 193V192H126ZM125 193V194H126ZM192 193V192H191ZM24 194V193H23ZM28 194V192H27ZM40 194V192H39ZM42 194V193H41ZM40 194V195H41ZM182 194V193H181ZM236 194V193H235ZM21 195V194H20ZM34 195V194H33ZM191 195V194H190ZM193 195V194H192ZM195 195V192H194ZM193 195V196H194ZM14 196V195H13ZM29 196V194H28ZM42 196V195H41ZM108 196V195H107ZM110 196V194H109ZM32 197V196H31ZM167 197V196H166ZM169 197V196H168ZM173 198V196H171ZM218 197V196H217ZM37 198V197H35ZM40 199V196L38 197ZM44 198V196H43ZM46 198V197H45ZM105 198V197H104ZM128 198V197H127ZM15 199V198H12ZM28 199V197H27ZM48 199V198H47ZM103 199V198H102ZM34 200V199H33ZM90 200V199H89ZM101 200V199H100ZM115 199L110 196L107 201L105 203H100L99 201H96L98 203L95 204V211L93 213H89L83 216H80L75 224H69V222H63V221H59V222H55L54 219H51L54 222L55 227H59V229L61 228L62 231L65 229L69 230V228H73L75 230L78 231L77 236L78 237H83V238H88L90 236V232L88 230L89 227V223H90V218L91 216L95 213L97 214L98 212L104 211V210H113L116 209L115 206H117V203L114 201ZM191 199L189 198V201ZM120 201V200H118ZM90 202V201H88ZM125 202V201H124ZM179 202V201H177ZM191 202V201H190ZM193 202V201H192ZM223 202V200H222ZM36 203V202H34ZM127 203V202H126ZM202 203V202H201ZM32 204V203H31ZM21 207H20V206ZM94 205V204H93ZM127 205V204H126ZM184 205V204H183ZM189 205V203H188ZM223 205V203H222ZM242 205V204H241ZM30 206V205H29ZM33 206V205H32ZM91 207V206H90ZM189 207V206H188ZM225 207V206H224ZM224 207H222L219 212L217 213V216L219 217V219L221 221H226L229 217H227V215L229 216V210L225 209ZM89 208V207H88ZM92 208V207H91ZM178 209V208H177ZM86 211V210H85ZM88 211H86L87 213ZM45 213V212H44ZM125 213V212H124ZM142 213V212H141ZM140 213V214H141ZM43 214V213H42ZM83 214V213H82ZM144 214V213H142ZM144 214V215H146ZM216 214V213H215ZM214 214V215H215ZM37 215V214H36ZM45 215V214H43ZM77 215V214H76ZM46 216V215H45ZM79 216V214H78ZM76 217V216H75ZM150 217V216H149ZM56 218V217H54ZM152 218V217H151ZM150 218V220H151ZM76 219V218H75ZM62 220V219H61ZM97 220V219H94ZM149 220V219H148ZM74 221V220H73ZM120 221V220H119ZM128 221V220H127ZM131 221V219H130ZM140 221V220H139ZM152 221V220H151ZM150 221V223H151ZM49 222V221H48ZM47 222V223H48ZM51 222V221H50ZM118 222V221H117ZM121 222V221H120ZM145 222V221H144ZM148 222V221H147ZM46 224V223H45ZM125 224V223H124ZM128 224V223H127ZM132 224V223H131ZM47 225V224H46ZM51 225V224H49ZM53 225V224H52ZM150 225V227H151ZM142 226V225H139ZM219 226V225H218ZM217 226V227H218ZM54 227V228H55ZM126 227V226H125ZM223 227V226H222ZM87 228V229H86ZM114 228V227H113ZM121 228V227H120ZM127 228V227H126ZM146 228V227H145ZM148 228V225H147ZM176 228V226H175ZM141 229V228H140ZM138 229V230H140ZM219 229V227H218ZM58 230V229H57ZM121 230V229H118ZM148 230V229H147ZM177 230V229H176ZM213 230V229H212ZM216 230V229H215ZM94 231V230H93ZM141 231V230H140ZM72 232V231H71ZM75 232V231H74ZM106 232V231H105ZM108 232V231H107ZM135 232V231H133ZM139 232V231H137ZM136 232V233H137ZM173 232V231H172ZM179 232V231H177ZM214 232V231H213ZM73 233V232H72ZM97 233V232H96ZM104 233V232H103ZM123 234L125 232H122ZM179 233V234H180ZM118 234V233H117ZM132 234V233H131ZM134 234V233H133ZM216 234V233H215ZM98 234H94L93 237L91 238H95ZM108 235V234H107ZM116 235V234H115ZM114 235V236H115ZM119 235V234H118ZM128 235V234H127ZM130 235V234H129ZM70 236V235H69ZM88 236V237H87ZM121 236V234H120ZM125 236V235H124ZM138 236V233H137ZM136 236V237H137ZM144 236V235H143ZM181 237V235H178ZM176 236V237H178ZM111 237V236H109ZM141 237V236H140ZM99 238V237H98ZM115 238V237H114ZM179 238V237H178ZM69 241V238H67ZM108 239V237H107ZM110 239V238H109ZM112 239V238H111ZM142 239V237H141ZM161 239V240H160ZM98 240V239H97ZM116 240V239H115ZM134 237H132L130 235V237L125 236L123 239H121V241L119 242V244L122 243H128L130 241L134 242ZM145 240V238H144ZM183 240V238H182ZM188 240V239H187ZM190 240V238H189ZM64 241V240H63ZM81 241V239H80ZM87 241V240H86ZM104 241V240H103ZM109 241V240H108ZM141 241V240H140ZM138 241V242H140ZM159 241V242H158ZM190 243V246L192 245ZM217 241V238H216ZM66 242V241H65ZM96 242V240H95ZM94 242V243H95ZM4 243V242H3ZM6 243V242H5ZM102 243V242H98ZM105 243V241H104ZM110 243H112L110 241ZM132 243V242H131ZM156 242H154L155 244ZM172 243V242H171ZM186 243V242H184ZM103 244V243H102ZM125 244V245H126ZM162 244V245H161ZM95 245V244H94ZM123 245V246H125ZM142 245V244H141ZM156 245V244H155ZM186 245V244H185ZM4 245H1L0 247H2ZM143 246V245H142ZM6 247V246H5ZM41 247V246H40ZM117 247V246H116ZM121 247V246H120ZM126 247V246H125ZM129 247V246H128ZM127 247V249H128ZM140 247V246H139ZM138 247V248H139ZM144 247V246H143ZM146 247V246H145ZM100 248V246H99ZM124 248V247H123ZM122 248V249H123ZM157 248V247H156ZM163 248V247H162ZM253 248V247H252ZM5 249V248H4ZM2 249V250H4ZM98 249V248H97ZM96 249V250H97ZM104 249V247H103ZM126 249V250H127ZM39 250V249H38ZM73 250V248H72ZM71 250V251H72ZM101 250V249H99ZM106 250V249H105ZM154 250V249H152ZM250 250V249H249ZM253 250V249H252ZM117 251H121L117 250ZM157 251V250H156ZM159 251V250H158ZM42 252V251H41ZM101 252V251H100ZM103 252V251H102ZM154 252V251H153ZM251 252V251H250ZM264 253V250L262 251ZM33 253V252H32ZM43 253V252H42ZM116 252H114L113 254H115ZM249 253V252H248ZM35 254V251H34ZM37 254H39L37 252ZM74 254V253H73ZM262 254V253H261ZM33 255V254H31ZM117 255V254H116ZM10 256V255H8ZM30 256V255H29ZM258 256V254H257ZM22 257V256H21ZM75 257V255H74ZM114 257V256H113ZM23 258V257H22ZM72 259V256H71ZM85 259V258H84ZM113 260V259H112ZM95 262V261H94ZM109 262V261H108ZM112 262V261H111ZM243 262V261H242ZM90 263V262H88ZM244 263V262H243ZM93 264V262H92Z\"/></svg>",
	"mask_w": 264,
	"mask_h": 264
}]
</instances>
